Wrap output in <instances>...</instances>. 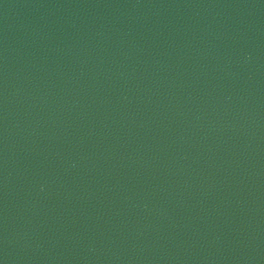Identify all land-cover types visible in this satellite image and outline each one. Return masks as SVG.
<instances>
[{
    "label": "water",
    "instance_id": "95a60500",
    "mask_svg": "<svg viewBox=\"0 0 264 264\" xmlns=\"http://www.w3.org/2000/svg\"><path fill=\"white\" fill-rule=\"evenodd\" d=\"M0 264H264V0H0Z\"/></svg>",
    "mask_w": 264,
    "mask_h": 264
}]
</instances>
